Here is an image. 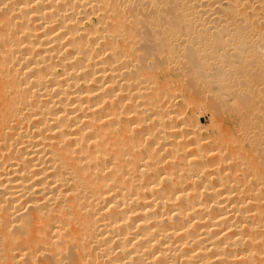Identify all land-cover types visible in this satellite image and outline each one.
Instances as JSON below:
<instances>
[{"label":"bare ground","instance_id":"obj_1","mask_svg":"<svg viewBox=\"0 0 264 264\" xmlns=\"http://www.w3.org/2000/svg\"><path fill=\"white\" fill-rule=\"evenodd\" d=\"M261 81L264 0H0V264H264Z\"/></svg>","mask_w":264,"mask_h":264},{"label":"rangeland","instance_id":"obj_2","mask_svg":"<svg viewBox=\"0 0 264 264\" xmlns=\"http://www.w3.org/2000/svg\"><path fill=\"white\" fill-rule=\"evenodd\" d=\"M161 3H159V5H160ZM162 5V4H161ZM160 5V6H161ZM149 11V10H148ZM151 12H152V10H151ZM92 14V15H91ZM93 14L94 13H91L90 12V17L92 18V20H91V18H90V22L89 21H86V20H84V22H83V24H82V22H81V24L82 25H90V24H92V23H94L95 22V18H96V15H94L93 16ZM89 16H87L85 19H87L88 20V18H89ZM84 19V18H83ZM82 19V20H83ZM94 21V22H93ZM92 22V23H91ZM136 36H134L135 38H134V41H132V43H130L129 42V45H132V47L133 48H136L137 49V47H138V49L139 48H142L145 44H147V43H145L144 44V40L142 39V38H140V36L138 35V34H135ZM181 38H183V37H181ZM141 39V40H140ZM158 40V39H157ZM138 41V42H137ZM181 41V40H180ZM180 41H175V43H179ZM137 42V43H136ZM153 41H150V42H148L149 44H153L152 43ZM155 42H157V41H155ZM160 42V41H159ZM177 43V44H178ZM153 47H154V45H153ZM162 47V49H164L163 48V46H161ZM161 47H159V48H161ZM155 48H156V46H155ZM179 48V47H178ZM161 49V50H162ZM159 50V49H158ZM157 50V51H158ZM137 52H140V51H138L137 50ZM162 52H163V54H162ZM161 52V54L162 55H164L165 54V52L164 51H162ZM154 53H156V52H154ZM155 56L156 55H158V54H154ZM162 55H158L159 56V58L158 59H160V57L162 56ZM156 58V59H157ZM152 59V58H151ZM155 58H153L152 60H154V61H157ZM181 59H183L182 57H181ZM178 60V59H177ZM177 60H174V61H176V62H174V65H173V63H170V64H172V65H170V75L168 74V76H167V74L165 75V76H163L162 74H160L157 78L159 79H157V81L158 82H163V78L165 77V79H167L169 82H170V80H171V82L169 83L170 84V86H176V87H178V89L177 88H175V90L174 91H172V95H173V101H172V103H173V105H172V108H174V110H173V112L171 113V116L174 118L173 119V121H175V127L174 128H176L177 130L179 129V131H181V128H183L182 129V131L184 130V133L185 132H187V130L188 131H190V130H194L195 132H196V134L195 135H192V136H199V138H201V139H199L200 141H199V143H200V145L201 146H203V149L205 148L206 149V145L208 146L207 148H209L208 149V151H207V149H206V151L208 152V154H207V152H206V157H210V156H212L213 155V157L214 158H216L217 156L219 157V154H221L220 156H222L223 154L222 153H224V152H226V143H222L223 141L224 142H226L225 140H223V141H220L221 139L220 138H224V139H226V138H234L235 139V137L237 138L239 135H240V131L237 129V127H238V124L237 123H239V121H238V119H239V116H240V114H228L227 112H223V113H221L220 114V112L218 113V112H216L214 109H212L211 107H210V105H204L203 103L201 104L200 102H197V101H195L194 103L196 104H194L193 102H189V103H187V104H185V102L184 101H182V92H183V94H185V93H187V94H192V92L191 93H189V92H185L184 93V91H182L183 89H179L180 88V86L182 87V88H184L185 87V90L186 89H188L189 90V88H187V84L186 83H184L186 80V78H184V76L182 75V74H180L179 73V69H180V67H179V69H178V66H180V63H179V61H177ZM172 61V60H171ZM181 61H183V60H181ZM133 62V61H132ZM173 62V61H172ZM139 64V62L136 60H134V62L133 63H131L130 64V68H129V66H128V70L130 69V70H132L134 67H135V64ZM177 63V64H176ZM179 63V64H178ZM183 64H184V61L182 62ZM183 64H181L182 66H183ZM176 65H177V69H176ZM172 66V67H171ZM175 66V67H174ZM125 69V68H124ZM124 69H120V70H122V72L124 71ZM126 69H127V67H126ZM172 70V71H171ZM174 70H175V72H174ZM158 71V70H157ZM179 74H178V73ZM180 76H181V78H180ZM167 77V78H166ZM174 77H175V79H174ZM161 80V81H160ZM180 80H182V81H180ZM185 80V81H184ZM134 82H136V80H134L133 81V83ZM179 82H180V86H178V84H179ZM178 83V84H177ZM181 84H183V85H181ZM140 85H143V84H140ZM172 86V87H173ZM184 86V87H183ZM188 87H191V86H189L188 85ZM258 87H259V89L260 90H258V89H255V90H257V93L259 94H261L262 92L264 93V81H261L260 82V84H258ZM257 87V88H258ZM256 88V87H255ZM180 90V91H179ZM187 91V90H186ZM260 91V92H259ZM178 92V93H177ZM177 94V95H176ZM263 96V95H262ZM256 97L257 98H259V99H257V98H255V99H257V101L255 102V104L258 102V100H259V102L256 104V106L257 107H262L263 108V106H262V104L264 103V98L263 97H261V95L260 96H258V95H256ZM181 98V99H180ZM175 99V100H174ZM254 99V100H255ZM262 100H263V102H262ZM262 102V104H261V102ZM180 103V104H179ZM184 103V104H183ZM190 103H191V105H190ZM197 103H200V104H197ZM259 104V105H258ZM180 105V106H179ZM185 105H186V107H185ZM178 106V107H177ZM192 106V107H191ZM206 106V107H205ZM182 107H185V108H182ZM176 109V110H175ZM257 110H259V109H257ZM176 112H179V113H181V115H178L179 113H177V114H175ZM185 112V113H184ZM217 114H220L219 116H216V113ZM242 112V111H241ZM257 112V113H256ZM183 113V114H182ZM188 114V116L187 117H190V115H191V117L192 116H194V118H198L199 120H200V122H199V124L201 125H198V124H196V126H194V129H193V126H191L192 127V129H191V127H190V125H187V127H188V129L185 127V126H183L182 124L179 126V124L181 123L180 122V119L182 120V118L184 119V118H186V116L184 115V114ZM193 113V114H192ZM186 114V115H187ZM253 114H254V116H255V118H256V120L258 119V118H261L262 116H263V114H261V116H260V113L258 112V111H256V109H255V111H253ZM175 115H178L177 117L175 116ZM198 115V116H197ZM229 115V116H228ZM234 115V116H233ZM182 117V118H180V117ZM185 116V117H184ZM171 117V118H172ZM215 117H216V120H215ZM220 117V118H219ZM229 117V118H228ZM232 117V118H231ZM258 117V118H257ZM236 120H237V122H236ZM223 123H222V122ZM177 122L179 123V124H177ZM228 123V124H227ZM233 125H232V124ZM210 124V125H209ZM220 124V125H219ZM230 124V125H229ZM228 125V126H227ZM177 126V127H176ZM203 126V127H202ZM221 126V127H220ZM181 127V128H180ZM199 127L201 128V129H199ZM225 128V129H224ZM230 128V129H229ZM233 128H235V129H233ZM175 129V131H177ZM187 129V130H186ZM190 129V130H189ZM257 129L255 128V131H256ZM181 131V132H182ZM198 131V132H197ZM258 131V130H257ZM178 132V131H177ZM217 132V133H216ZM232 132V133H231ZM183 133V132H182ZM192 132H190V134H191ZM217 134V135H216ZM219 134H221V136H219ZM234 134V135H233ZM217 137H216V136ZM186 136H187V138H186ZM190 135L189 134H187V135H185V140H184V142H188V140H190V138L188 139V137H189ZM216 138H215V137ZM223 136V137H222ZM202 137H204V139H205V137H206V139L204 140V142H203V138ZM208 137V138H207ZM226 137V138H225ZM177 138V137H176ZM192 138V137H191ZM188 139V140H187ZM210 139V140H209ZM214 139V140H213ZM215 139H216V141H215ZM227 139V140H228ZM179 140H183L182 138H179ZM212 140V141H211ZM214 142V143H213ZM220 142V143H219ZM244 142V141H243ZM242 142V144H246V143H243ZM204 143H206V144H204ZM209 143V144H208ZM189 144H191V143H188L187 144V147L186 148H189L190 146H192L191 148H194L195 146L194 145H196V144H194L193 145V143L191 144V145H189ZM202 144H204V145H202ZM212 144H214V146L212 145ZM188 145H189V147H188ZM209 145H211V146H213V147H209ZM217 145L219 146V149L218 148H215V147H217ZM224 145V146H223ZM225 148V149H224ZM213 149H215V150H213ZM217 149V150H216ZM221 149V150H220ZM222 149L224 150V151H222ZM218 150H219V154L217 155V153L215 152V151H217L218 152ZM180 151V150H179ZM213 151H214V153H213ZM211 154V155H210ZM225 154V153H224ZM208 155V156H207ZM217 155V156H216ZM253 155H255L254 153H253ZM225 161H223L222 162V165H224L225 163H224ZM226 164H227V162H226ZM214 166H216V165H212L211 167L212 168H214ZM219 166V165H218ZM211 167H209V169L211 168ZM211 170V169H210ZM211 175V174H210ZM212 175H214V174H212ZM252 179V178H251ZM253 180V179H252Z\"/></svg>","mask_w":264,"mask_h":264}]
</instances>
